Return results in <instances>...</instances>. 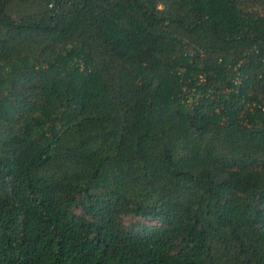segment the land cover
Returning <instances> with one entry per match:
<instances>
[{"label":"trees","instance_id":"16d2710c","mask_svg":"<svg viewBox=\"0 0 264 264\" xmlns=\"http://www.w3.org/2000/svg\"><path fill=\"white\" fill-rule=\"evenodd\" d=\"M0 264H264V0H0Z\"/></svg>","mask_w":264,"mask_h":264}]
</instances>
